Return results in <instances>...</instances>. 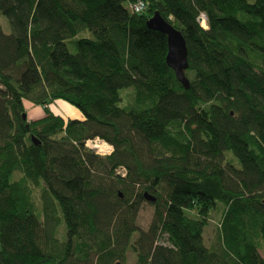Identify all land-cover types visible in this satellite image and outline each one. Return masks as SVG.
<instances>
[{
	"label": "trees",
	"instance_id": "1",
	"mask_svg": "<svg viewBox=\"0 0 264 264\" xmlns=\"http://www.w3.org/2000/svg\"><path fill=\"white\" fill-rule=\"evenodd\" d=\"M135 1L0 0V264H125L129 251L136 264H264V0ZM157 11L185 37L189 88L147 26ZM28 103L43 115L27 118ZM96 137L110 155L86 146Z\"/></svg>",
	"mask_w": 264,
	"mask_h": 264
},
{
	"label": "rangeland",
	"instance_id": "2",
	"mask_svg": "<svg viewBox=\"0 0 264 264\" xmlns=\"http://www.w3.org/2000/svg\"><path fill=\"white\" fill-rule=\"evenodd\" d=\"M1 21L3 25L7 28L8 24L7 21L4 17H1ZM202 25L205 26V22H201ZM85 34V33H83ZM88 34V33H87ZM77 38L81 37V34L76 36ZM73 37L71 39H68L67 44L68 47L70 48L71 51H76V42L77 38ZM73 39V40H72ZM71 40V41H70ZM73 41V42H72ZM192 74V72H190ZM192 76V75H190ZM50 108L57 114L62 115L64 118H68L71 116L73 110H75V114L79 112L76 110V108L71 105L70 103H67L63 100H57L53 102L50 105ZM27 118L29 119H36L39 118L43 115V109L40 106H31L29 103L27 104ZM72 112V113H71ZM81 115V114H80ZM82 117V116H80ZM74 118V117H73ZM95 144V142H93ZM96 145V144H95ZM97 147V146H96ZM98 150L100 149L97 147V150L93 148V151H95L96 154L102 156ZM101 152V151H100ZM39 194L34 193L33 196V201L37 205L39 203ZM154 215V207L153 205L150 204L149 201L143 202L141 205L139 214H138V224L140 225L141 228L147 229L153 219ZM218 221H219V213L217 211H213L210 221L208 225L204 229V241L207 246H218V241H219V227H218ZM162 242H165L164 239H162ZM260 252L264 255V249H261ZM117 264H121L120 260H117ZM125 264H136V259H135V254H133L131 251L127 254V260Z\"/></svg>",
	"mask_w": 264,
	"mask_h": 264
},
{
	"label": "water",
	"instance_id": "3",
	"mask_svg": "<svg viewBox=\"0 0 264 264\" xmlns=\"http://www.w3.org/2000/svg\"><path fill=\"white\" fill-rule=\"evenodd\" d=\"M147 26L167 36L168 52L166 62L174 70L177 79L186 88H189L190 81L186 75V70L189 68L188 48L182 32L166 21L158 11L147 20ZM23 117L26 118V114ZM146 198L149 201H156V197L149 193H146Z\"/></svg>",
	"mask_w": 264,
	"mask_h": 264
},
{
	"label": "built area",
	"instance_id": "4",
	"mask_svg": "<svg viewBox=\"0 0 264 264\" xmlns=\"http://www.w3.org/2000/svg\"><path fill=\"white\" fill-rule=\"evenodd\" d=\"M130 8L135 12V13H141L145 10L146 8V3L143 0H137L133 3L130 4ZM201 22H206V16L204 14L201 15L200 18ZM205 24V23H204ZM95 142V144L93 143ZM86 146L91 148L93 150L96 149L97 147L100 149V151L98 150V152L102 155V156H106V155H110L113 150L114 147L112 144H110L109 142H107L106 140L96 137L94 139H89L86 142ZM97 146V147H96ZM122 172H126L124 169H122Z\"/></svg>",
	"mask_w": 264,
	"mask_h": 264
},
{
	"label": "bare ground",
	"instance_id": "5",
	"mask_svg": "<svg viewBox=\"0 0 264 264\" xmlns=\"http://www.w3.org/2000/svg\"><path fill=\"white\" fill-rule=\"evenodd\" d=\"M60 5V4H59ZM147 7V6H146ZM159 10V9H158ZM159 12V11H158ZM1 13V12H0ZM162 16H163V14H162ZM8 18V17H7ZM1 25V24H0ZM8 27H9V25H7ZM1 27V26H0ZM7 27V28H8ZM85 31V30H84ZM83 34V33H82ZM74 36V35H73ZM69 38V37H68ZM77 38V37H76ZM82 38H83V36H82ZM78 39V38H77ZM80 39V38H79ZM66 40V39H65ZM73 40V39H72ZM66 41H68V39L66 40ZM66 41H64V43L66 42ZM71 41V40H70ZM73 42V41H72ZM66 45V44H65ZM68 45V44H67ZM67 45H66V48H67ZM79 45V44H78ZM77 47V46H76ZM69 50V49H68ZM78 51V50H77ZM73 52V51H72ZM74 54H77V52H73ZM174 73V72H173ZM176 75V74H175ZM175 78H177V77H175ZM177 80V79H176ZM73 94V93H72ZM74 95V94H73ZM75 96V95H74ZM75 98H76V96H75ZM41 102H42V100H41ZM203 103V102H202ZM200 104V103H199ZM34 105H35V103H34ZM48 108H49V106H47ZM48 108H47V110H48ZM46 109V108H45ZM50 109V108H49ZM77 110V109H76ZM49 112V110L47 111V113ZM73 112V113H72ZM71 113L72 114H70L72 117H78L79 115H80V113L79 112H77L76 114H75V110H73ZM25 114V113H24ZM22 117V116H21ZM23 121V120H22ZM25 121V120H24ZM23 121V122H24ZM25 123V122H24ZM29 124V123H28ZM36 124V122L34 123V125ZM25 126V125H24ZM63 130V129H62ZM176 132V131H175ZM27 133V132H26ZM29 134V133H28ZM31 134V133H30ZM67 134V133H66ZM24 135H26L25 133H24ZM35 135V134H34ZM26 139V138H25ZM164 140V139H163ZM170 140H172V139H170ZM175 141V140H174ZM175 145H176V141H175ZM88 149V148H87ZM229 152V151H228ZM2 154V153H1ZM234 154V153H233ZM232 160V159H231ZM230 160V161H231ZM28 172H29V170H27ZM32 171V170H31ZM36 172V171H35ZM92 173V172H91ZM37 175H38V173H37ZM34 179V178H33ZM100 183V182H99ZM136 185V184H135ZM142 186V185H141ZM144 188V187H143ZM136 189V188H135ZM151 194H152V192H151ZM144 195V194H143ZM153 195V194H152ZM155 195V194H154ZM122 196V195H121ZM146 196V195H145ZM145 199V198H144ZM29 203V202H28ZM30 207H31V204H30ZM29 207V208H30ZM28 210V209H27ZM59 218V217H58ZM160 236V235H159ZM166 238V237H165ZM1 244V243H0ZM2 248V247H1Z\"/></svg>",
	"mask_w": 264,
	"mask_h": 264
},
{
	"label": "crops",
	"instance_id": "6",
	"mask_svg": "<svg viewBox=\"0 0 264 264\" xmlns=\"http://www.w3.org/2000/svg\"><path fill=\"white\" fill-rule=\"evenodd\" d=\"M80 113V112H79Z\"/></svg>",
	"mask_w": 264,
	"mask_h": 264
}]
</instances>
